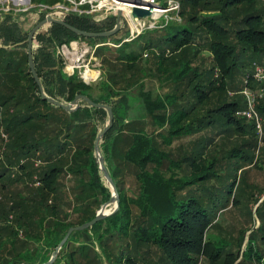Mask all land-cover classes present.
<instances>
[{"label": "trees", "instance_id": "trees-1", "mask_svg": "<svg viewBox=\"0 0 264 264\" xmlns=\"http://www.w3.org/2000/svg\"><path fill=\"white\" fill-rule=\"evenodd\" d=\"M158 1L166 7V0ZM179 1L184 23H168L160 36L162 30L154 29L134 41H120L112 51L106 46L97 49L105 79L96 97L77 73L65 74L57 50L76 40L96 44L108 38L77 36L57 24L35 37V67L47 96L68 104L84 95L114 112L113 128L100 147L119 193V209L92 228L73 233L53 264H86L91 258L107 264H199L202 256L219 264L235 256L232 244L216 235L218 241L211 239L209 231L232 201L239 208L242 193L246 197L250 192L246 199L257 202L255 187H244L248 171L238 177L252 162L260 141L256 125L236 116L246 107L240 92L252 71L239 84L233 77L245 65L244 57L264 66V0ZM45 17L35 15L31 25ZM96 18L71 15L64 20L93 33L116 25V17L104 22ZM26 21V15H0V75L12 81L0 79V127L11 138L19 133L13 131L23 132L4 155L0 182L17 165L20 171L28 170L22 179L25 185L36 176L40 186L33 188V197L10 206V214H22L17 225L25 232L24 240L13 227L0 224V264L49 262L68 230L93 220L112 196L94 151L108 114L84 101L78 110L67 112L42 99L29 67L27 39L32 29L26 30ZM201 48L211 53L210 68L198 63ZM107 52L112 57L105 56ZM249 82L254 85L250 78ZM18 91L23 93L17 95ZM257 110L264 118V98L257 102ZM195 135L201 137L188 146H175ZM235 135L246 137V142L225 150L226 141ZM39 152L44 165L33 168L28 161ZM22 159L28 163L20 164ZM127 166L136 169L134 191L124 179ZM66 172L78 181L71 186V196L65 192ZM66 200L76 206L64 215L61 203ZM9 213H0V219H9ZM257 213L260 232L261 205ZM32 217L36 223L29 220ZM256 231L243 254L246 261L260 262L264 256L256 247ZM17 242L23 251L17 250Z\"/></svg>", "mask_w": 264, "mask_h": 264}, {"label": "rangeland", "instance_id": "rangeland-1", "mask_svg": "<svg viewBox=\"0 0 264 264\" xmlns=\"http://www.w3.org/2000/svg\"><path fill=\"white\" fill-rule=\"evenodd\" d=\"M159 3L160 7L162 6V3H160L158 0L156 1V3ZM150 3V2H149ZM158 3L154 6L159 7ZM178 5L179 7L175 10H169L167 11V13L163 14L162 17H151L149 16L148 20L150 22H152L154 25L158 26V30H162L163 27H165L168 23H170V25L175 26V23H184L185 21H182L183 17H181L180 13L182 11V7L180 4L179 0H166V7L164 8H170L171 6H176ZM24 16V15H21ZM35 15H28L27 19L28 21H26L25 24V28L26 30H31L33 28V26L31 24L32 20L34 19ZM46 16V15H44ZM93 17V16H92ZM100 17V22H104L106 20H111L113 18L116 17V14H112L108 17H104V16H99ZM45 19V18H44ZM43 19V20H44ZM97 19V18H95ZM122 22V28L120 30V32L117 33V35L112 39V41L109 39L106 42H101L100 41H96V44H92L90 42L87 41H81L82 45H79V50H81L82 52L84 49H88L89 52L85 53L83 60H80L78 63H76L77 66H79V69H76V71L74 72V75L78 74V76L83 75L85 71L88 72V70H100V77L99 80L96 82H84L86 85H88L91 88V92H93L94 96L96 97V95L98 96L100 94V82H102L103 79V71L105 70L102 67V58L98 57L97 51L95 53V56L92 54L91 50H93L97 45H101L103 44L101 47L106 46L107 48H111L112 50H115V48L119 47L120 45H118L117 43H119L120 41L122 43H125L123 40L127 37V31L125 29V24H124V20H121ZM156 29V30H157ZM154 30V29H153ZM161 34H165L164 30H162L159 34L157 35H161ZM123 38V40H122ZM134 41V40H133ZM141 43L143 44V42L141 41ZM37 46L36 41H34V48ZM60 48L57 50V56L59 57V59L62 61L63 63V69L64 72H66L65 74H67V76H70L68 74H72L71 72H73L72 70H66L67 65H69V63L66 61H64L60 55H59V51ZM203 51L200 50V56H199V61L198 63L205 68H210L212 65V58H211V53L204 48H201ZM167 55H171V48L167 47ZM170 51V53H169ZM105 56L107 57H112L111 52H107L105 54ZM77 58V56H75V59ZM246 60V61H245ZM254 59H249L248 57H244L242 59L243 63L245 64L244 66H241L240 70L238 72L235 73L233 79L234 82L236 84H239V82H243L245 79V75L244 74H248L250 71H253V67H254V63H253ZM196 63V64H198ZM99 66H96L98 65ZM86 66V67H85ZM85 67V68H83ZM68 69V68H67ZM73 76V75H72ZM0 79L1 82H12L11 80H9L6 76L0 75ZM12 88V87H10ZM23 92L18 91L17 95L22 94ZM2 128L0 127V164L3 163L4 165H6V158H4V155H6V151L9 153V147L10 145H12L13 138L16 139L17 138V134H21L23 133L21 130H16L13 131L11 134L13 133H17L14 134V136L11 138L10 134H4L2 132ZM25 132V131H24ZM209 132L214 133L215 130H213L212 128L209 129ZM205 133H202V135ZM199 135H195L192 138H183L181 140H178V142H176L175 146H188L189 144H191L192 142L198 140ZM230 141L229 143L226 141V146H225V150H229V149H233L235 146L237 145H242L244 142H246V137H243L242 139L235 135L229 138ZM254 152L252 153V155H254V158L252 160L251 163H246L245 164V168L243 169V173H239L238 177L241 178L244 176V174L246 173V177H245V185L250 184L251 187L249 188L250 190H252L253 187H255V196L254 199H257V202L255 200H253V202H249L248 199V195L250 194L247 193L246 197H244V193H242V196L239 197V195H237L240 200H241V204L239 206V208H236L233 205V201L231 202V205L228 207L227 211L224 212H220L217 215V220L212 224V227L209 231V235L210 237H212L211 239L218 241L217 238H222L226 241H228L230 244L233 245V253L235 254V256L231 257V259L228 261H225L224 259L221 260V262L219 264H264V256L262 258V260L260 262H255L253 260H245V258H243V254H245L247 248H248V242L251 239V235L253 234V230H257L256 231V247L258 248V250L261 253H264V230H261L260 232L258 231L260 228V214L257 213V210L259 208V206L261 205L262 210L264 209V140L262 138V140L259 141V145L258 148L256 150H253ZM248 153V152H247ZM42 154V153H41ZM40 152L36 155V156H32L31 160L28 162H31V166L33 168H39L40 166L44 165V161L43 158L41 156ZM73 156V155H70ZM26 162L25 159H22L20 164L23 163H28ZM227 162V161H226ZM14 167L10 168V172L6 174V176H4V179H2V184L0 182V213H4V212H8L10 210V206H14V204L20 202L23 198L27 197V198H31L33 197V188L37 189L40 185L38 183V179L36 176H34L32 178L33 182L31 183L30 181L28 182V185H25L22 181V179H25V175L26 173H28V170L20 171L19 167L17 165H13ZM124 171V179L128 185V187L130 188V191H134L136 189L137 183L135 180V172L136 169L133 166H127ZM67 173V179L65 180V184L67 187L69 196H71L72 194V190H71V186L75 183L78 182L74 177H72V174ZM11 176V177H10ZM11 180H10V179ZM244 179V178H243ZM35 181V182H34ZM14 182V183H13ZM215 183V181L213 182ZM23 185V186H21ZM129 194H131L130 192H128ZM247 198V199H246ZM63 205V209L66 210V213H63L64 215L67 214V212H71L72 210H74V207L76 205H73L70 201L66 200L65 202L61 203ZM101 208V207H100ZM100 210V209H99ZM98 210V211H99ZM114 210V206L108 207L107 208V212L110 213ZM252 210V217L250 216ZM97 211V212H98ZM262 213V212H261ZM9 219H6L3 221L0 219V224L9 226V227H13V229L15 231L19 232V240H24V236H25V232L22 230L21 227H18L17 225V220L18 218L20 219L21 217V213L20 212H16L13 211L11 214L9 213ZM1 218V216H0ZM29 220H31L32 222L36 223L37 218L32 217ZM261 220L263 221L262 215H261ZM20 222V221H19ZM25 222V219H22L23 223ZM24 229V227H23ZM242 230H246L245 232V237L244 240L241 244H239V241L237 239H239L240 237V233ZM30 231H35L33 228ZM216 235V237H215ZM214 236V237H213ZM17 250L19 251H23L24 250V246L22 243L17 242V244L15 245ZM95 247V251L100 254V249L98 248V246H94ZM230 248L232 249V247H229V251ZM95 253H93V251L91 252V255H93ZM225 261V262H224ZM199 264H211L210 261L205 257L202 256L199 260ZM86 264H107L106 262L100 261L96 258H91Z\"/></svg>", "mask_w": 264, "mask_h": 264}, {"label": "built area", "instance_id": "built-area-1", "mask_svg": "<svg viewBox=\"0 0 264 264\" xmlns=\"http://www.w3.org/2000/svg\"><path fill=\"white\" fill-rule=\"evenodd\" d=\"M157 0H144L137 5L123 2L122 0H59L55 3H42L38 0H0V15H46L55 18L65 19L68 16H79V17H89L96 18L98 16H110L112 14H117V12L122 11L125 28L127 30V37L123 40L124 42H131L139 38L142 34L147 31L157 29L158 26L154 25L148 20L149 17L144 19H135L132 16L131 6H138L139 8L151 11V17H162L163 14L167 13L169 10H175L179 6H171L170 8L160 7L159 3L156 7ZM150 2V3H149ZM153 8H159L162 13H152ZM93 16V17H92ZM79 45L81 41H72L70 44H64L61 46L59 55L60 57L69 63L66 70H72L74 75L76 69L79 66L76 65L80 60H83L85 53L89 52L88 49H84L82 52L79 50ZM97 45L93 50L92 54L95 56L97 49L102 46ZM75 56L77 58L75 59ZM96 66H99L96 65ZM86 67V66H85ZM83 67V68H85ZM66 73V72H65ZM77 73V72H76ZM100 70H88L84 72L83 75H79V78L83 82H96L99 80ZM249 78L252 79L254 85L249 82ZM252 85V86H250ZM245 99L246 107L240 109L236 112V116L240 118H245L246 120L253 122L259 133V138H263V125L264 118L259 114L257 110V102L264 98V66L255 64L253 71L245 79V87L242 92H240Z\"/></svg>", "mask_w": 264, "mask_h": 264}, {"label": "water", "instance_id": "water-1", "mask_svg": "<svg viewBox=\"0 0 264 264\" xmlns=\"http://www.w3.org/2000/svg\"><path fill=\"white\" fill-rule=\"evenodd\" d=\"M122 1L137 5L138 3H141L144 0H122ZM152 8H153V6H152ZM132 16L135 19H144V18L151 16V11L139 8L138 6H135L132 9ZM122 17H123V12L122 11L117 12V14H116V25L112 30H109L106 32H100V33H93V32L82 31L76 27H73V26L69 25L64 19L55 18L52 16H47V17H45L44 20H42L36 26H34L28 35L27 45H28L29 67H30V71L32 73V76H33V78H34V80H35V82L39 88L42 99L46 100L48 103H50L56 107L64 109L67 112H74V111L78 110L80 108V102L84 101L89 106H91L93 108L105 110L108 114V120H107L106 126L104 127L103 131L98 135V137L96 139L94 151H95L96 163L98 165V168L102 172L103 177L106 181V185L112 193L111 199L107 203H105L101 206L100 210L97 212L96 217L93 220H91L90 222H87L83 225H80V226L71 227L68 230L64 239L61 241V243L58 245V247L53 252L50 261L45 263V264H53L56 261L60 250L64 247V245L66 244V242L68 241V239L70 238V236L73 233L90 229L95 224H97L98 222L103 221L107 217L116 213L119 209L120 199H119V193H118L117 187H116V185H115V183H114V181H113V179H112V177H111V175H110V173H109V171L105 165V160H104V157L102 155V151H101V147H100L103 138L113 128V125H114V112H113L112 108L108 105L96 103L84 95H77L75 97V99L68 104H64L62 102L55 100L54 98L47 96L45 91H44L41 80L38 76V73L36 71V67H35L34 56H33L34 40H35L37 33L41 29L48 27L50 25H53V24L63 26L64 28L71 31L73 34H75L77 36H82V37H85L88 39H92V38H96V39L108 38V39H110V38L116 36L118 32H120V30L122 28V22H121ZM111 206H114V210L112 212L108 213L107 208L111 207Z\"/></svg>", "mask_w": 264, "mask_h": 264}, {"label": "bare ground", "instance_id": "bare-ground-1", "mask_svg": "<svg viewBox=\"0 0 264 264\" xmlns=\"http://www.w3.org/2000/svg\"><path fill=\"white\" fill-rule=\"evenodd\" d=\"M134 7L135 6H131L130 8H134ZM152 10H153L152 13H162V10L159 8H153Z\"/></svg>", "mask_w": 264, "mask_h": 264}, {"label": "crops", "instance_id": "crops-1", "mask_svg": "<svg viewBox=\"0 0 264 264\" xmlns=\"http://www.w3.org/2000/svg\"><path fill=\"white\" fill-rule=\"evenodd\" d=\"M26 16H28V15H26ZM37 16V15H36Z\"/></svg>", "mask_w": 264, "mask_h": 264}]
</instances>
